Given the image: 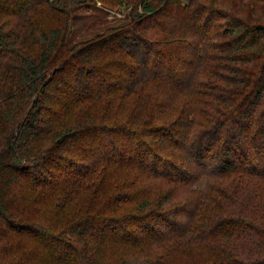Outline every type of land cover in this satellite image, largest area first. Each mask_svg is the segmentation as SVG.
Instances as JSON below:
<instances>
[{
    "label": "trees",
    "instance_id": "1",
    "mask_svg": "<svg viewBox=\"0 0 264 264\" xmlns=\"http://www.w3.org/2000/svg\"><path fill=\"white\" fill-rule=\"evenodd\" d=\"M0 264H264V0H0Z\"/></svg>",
    "mask_w": 264,
    "mask_h": 264
},
{
    "label": "rangeland",
    "instance_id": "2",
    "mask_svg": "<svg viewBox=\"0 0 264 264\" xmlns=\"http://www.w3.org/2000/svg\"><path fill=\"white\" fill-rule=\"evenodd\" d=\"M88 3L87 10L80 7L72 11L75 17L69 31L71 43L90 37L106 26L123 22L129 12V8L102 5L99 1Z\"/></svg>",
    "mask_w": 264,
    "mask_h": 264
}]
</instances>
